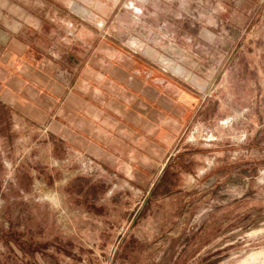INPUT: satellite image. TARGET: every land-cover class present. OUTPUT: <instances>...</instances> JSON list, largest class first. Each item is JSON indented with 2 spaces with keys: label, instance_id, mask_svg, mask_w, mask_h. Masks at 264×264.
I'll return each mask as SVG.
<instances>
[{
  "label": "rangeland",
  "instance_id": "1",
  "mask_svg": "<svg viewBox=\"0 0 264 264\" xmlns=\"http://www.w3.org/2000/svg\"><path fill=\"white\" fill-rule=\"evenodd\" d=\"M0 264H264V0H0Z\"/></svg>",
  "mask_w": 264,
  "mask_h": 264
}]
</instances>
